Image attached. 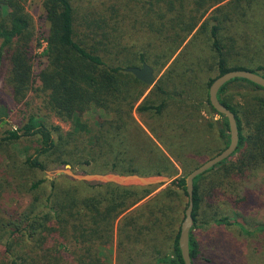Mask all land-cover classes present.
<instances>
[{"label": "trees", "instance_id": "obj_1", "mask_svg": "<svg viewBox=\"0 0 264 264\" xmlns=\"http://www.w3.org/2000/svg\"><path fill=\"white\" fill-rule=\"evenodd\" d=\"M29 1L0 0V82L16 104L30 91L39 90L35 89L38 85L46 94L45 107L71 124V131L63 136L59 127L32 115L16 129L2 131L0 149L29 143L19 170L30 176L43 173L50 164L55 167L69 164L73 169L90 164L89 158H107L109 154L113 155L112 159L94 173L175 176L176 167L158 144L168 153L169 148L155 133L153 140L140 127L136 128L135 142L153 153L155 162L139 164L123 158L129 151L136 152L134 148L129 150L130 139H125L122 132L127 126L125 119L132 118L131 113L146 87L125 69L147 64L158 73L196 30L197 34L206 36L212 53L203 62L205 69H201L215 75H208L203 81L204 98L191 95L193 88L201 87L181 78L175 68L181 59L191 56L188 51L178 55L166 72L170 78L161 77L135 111L159 117L171 103L194 109L207 105L220 117L218 137L223 146L206 161L229 144L228 121L208 100L211 83L235 70L264 77V57L255 60L257 55H254L244 65L234 59L241 58L243 48L236 47L232 37L222 36L231 22L230 11L244 17L250 0H40L46 45L39 63L34 54L38 38L34 19L27 10ZM260 48L264 51V47ZM35 64L41 67L36 72ZM202 78L196 75L197 80ZM236 92L249 94L239 104L234 101ZM217 98L235 115L239 141L228 159L194 179L193 226L189 234L192 264L200 254L193 229L209 224L231 226V217L221 214L220 207L235 198L236 203L240 202L241 181L264 166V89L244 79H233L220 88ZM92 108L111 117L98 122L97 129H92L84 119ZM9 117L10 109L0 99V125H5ZM186 122L183 119L180 125ZM176 128L174 133H178ZM189 130L182 128L185 134ZM173 132L166 131V137L186 155L190 144L180 145L172 137ZM180 158L174 157L182 163ZM197 167L181 165L184 174L156 194H153L157 188L154 186L88 184L66 176L61 178L70 188L58 190L55 178L28 176L24 185L27 192L35 193L28 211L9 220L0 216V264H53L60 257L53 258L51 253L62 246L56 238L69 239L74 245L88 248L91 244L111 243L115 233L117 248L127 259H132L129 253L135 248L138 251L144 242H154L156 264H184L178 237L188 205L185 177ZM1 168L0 163V199L13 183L12 175L7 176V171ZM45 184L49 189L47 194L41 192ZM89 189L100 192L91 196L81 192ZM172 196L180 200L173 214L181 217L173 236L169 229L173 226L174 207L168 202ZM165 246H169V254L163 253Z\"/></svg>", "mask_w": 264, "mask_h": 264}, {"label": "rangeland", "instance_id": "obj_2", "mask_svg": "<svg viewBox=\"0 0 264 264\" xmlns=\"http://www.w3.org/2000/svg\"><path fill=\"white\" fill-rule=\"evenodd\" d=\"M27 10L32 15L35 23L36 37L38 40L35 44L34 54L37 56L36 62H38L39 56L41 59L46 45L42 34L45 31V23L42 18L43 12L40 0H30L27 3ZM230 18L231 22L226 25L227 29L222 36L227 39L232 37L235 42H237L235 46L237 47V45H239L243 48L241 51V58L234 57V59H239L237 61H241L244 65H248L246 63L248 61L247 58H251L254 55H257L255 60L263 58L264 51L260 47H264V0H250L247 14L244 17L230 11ZM197 33L198 31L196 30L190 35L177 54L163 69L155 74V77L156 82L164 76L165 79L170 78L171 75L166 74L168 67L180 53L190 51L191 56H183L184 58L175 65V68L177 71H180L181 78L183 76L184 80L190 79L193 83L201 87L193 88L191 91V95H194L197 99H201L204 98L202 86L205 77L208 75L214 77L215 75L206 74L201 69H205L203 62L210 59L212 53L206 36ZM193 57L197 58L193 59ZM234 61L236 60H231V62ZM40 68L38 64L34 65L35 72ZM196 75L203 78L197 80ZM174 81L177 83L176 80ZM153 86H146L143 88V94L131 113L132 118L125 119L127 126L122 134L125 139H130L129 144L131 147H129V150L134 148L136 151H129L127 155H124L123 158L125 160L132 159L139 164L149 165L155 162L154 154L150 153L142 144L135 142L138 139V135L135 133L136 128L144 130L153 140L155 139L152 133H155V137L162 140L167 148H169L168 153L158 144V147H160L163 153L176 167L177 173L175 176L169 177L171 179L170 183L157 187L153 193L156 194L160 190L171 186L174 179L184 174L181 165L186 167H193L194 165L199 166L208 159V156L216 154V152L222 148L223 144L218 137L220 117L211 112L207 105L199 109H194L189 106L181 107L171 103L159 117H154L151 113H137L135 111L136 107L149 95ZM35 89L39 90L30 91L22 102L16 104L12 100L9 90L0 82V99L10 109V117L6 124L0 125V136L3 130L8 128L16 129L23 124L28 116L32 115L59 127L60 134L63 136L71 131V124L69 122L57 117L45 107V92L41 91L38 85H36ZM258 93L260 94L261 92L258 91ZM248 94L249 92L245 95ZM245 95L236 92L234 95L235 103H243V96ZM110 118V115L95 108L90 109L84 116V119L92 129H97L98 122L107 121ZM183 119L187 122L185 125H180V123H183ZM176 120H178L177 123L175 122ZM181 127L190 128V130L185 134ZM175 128L178 133L173 132ZM166 131L173 132L172 137H174L180 145H182V142H184L185 145L190 144V147L187 146L188 149L186 152L188 153H186V155H183V152L178 151V148L171 144L170 140L165 135ZM28 144V142H22L18 145L9 146L7 150L4 147L0 149L1 169L7 171V176L12 175L13 178L11 188L8 189L5 192L6 194L0 199V216L4 220L16 218L17 216L20 217L23 213H26L31 206L33 195H35L34 192H27L26 186L24 185L25 179L30 176V174H26V172L19 170L24 155L28 154ZM75 153L77 154V152ZM109 155L110 157L107 158H89L90 164L75 166L72 170L75 173L97 172V167L103 165L105 161H110L112 159L111 157H113V155ZM174 157H181L182 163L176 161ZM80 159H85V161L88 160L86 157H80ZM49 166L50 168L43 173H37L30 177L36 179L46 178L48 180L55 178L58 190L70 188V184H68L64 178H61L64 175L49 178L48 173L61 168V166L55 167V165L52 164ZM41 192L44 194L49 192L47 184L41 188ZM81 192L91 196L98 194L100 191L96 190L95 192V190L89 189L81 190ZM239 199L241 200L238 203H236L235 198V200L232 199L229 203L220 207L219 212L221 214L231 217L230 220L233 223L231 226L227 227L224 225L217 226L209 224L203 228L193 229V236L200 245V254L195 260V264H264V166L250 173L247 178L241 181ZM168 202L171 207H174V210L171 211V216L173 215V226L169 229L173 236L181 219L179 216L180 214H178V216L177 214H173L177 211L180 200L178 197L172 196L168 199ZM56 239H58V242L61 243L62 246L57 248V252L51 253L53 258L60 257L59 260L53 261V264H156L154 260L156 258V253L153 251L155 247L154 242H144V244H141L140 248H138V251L135 248L129 253L132 259H127L117 248L116 233L111 243L104 245L99 243L94 245L91 244L88 248L82 245H74L69 239ZM53 244L52 242L49 246L51 247ZM169 250V246L162 248L164 254H169Z\"/></svg>", "mask_w": 264, "mask_h": 264}, {"label": "water", "instance_id": "obj_3", "mask_svg": "<svg viewBox=\"0 0 264 264\" xmlns=\"http://www.w3.org/2000/svg\"><path fill=\"white\" fill-rule=\"evenodd\" d=\"M125 72L131 73L137 80L146 86L150 87L156 83L154 70L147 64H142L141 67H128L125 69ZM233 79H244L264 89V77L247 70L229 71L217 77L211 83L208 89V100L211 107L218 114L223 115L228 121L229 144L218 155L198 166L185 177V190L188 195V205L184 212V219L181 223L178 237V246L184 264H192L189 251V234L193 225L192 211L194 179L222 161L228 159L235 152L238 146L239 136L235 115L223 104H221L217 98L220 88ZM48 174L49 178H52L53 176L64 175L76 182L88 184H113L121 187H159L171 182L169 177L160 175H122L111 172L103 174L75 173L69 164H65L61 168L55 169Z\"/></svg>", "mask_w": 264, "mask_h": 264}]
</instances>
